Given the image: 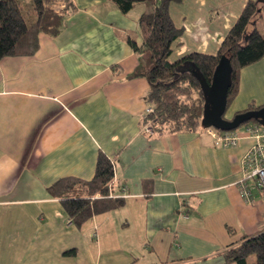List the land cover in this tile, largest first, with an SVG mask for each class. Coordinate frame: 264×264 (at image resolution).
I'll return each mask as SVG.
<instances>
[{"label": "crops", "instance_id": "obj_1", "mask_svg": "<svg viewBox=\"0 0 264 264\" xmlns=\"http://www.w3.org/2000/svg\"><path fill=\"white\" fill-rule=\"evenodd\" d=\"M71 1L57 38L0 61V264H224V249L264 231L263 196L248 203L240 189L249 146L217 147L201 129L149 135V83L131 78L146 56L129 41L143 45L151 8ZM250 1L260 0L171 4L183 30L172 59L217 55ZM239 74L230 120L264 106V58ZM101 153L125 206L77 227L53 187L93 181Z\"/></svg>", "mask_w": 264, "mask_h": 264}, {"label": "trees", "instance_id": "obj_2", "mask_svg": "<svg viewBox=\"0 0 264 264\" xmlns=\"http://www.w3.org/2000/svg\"><path fill=\"white\" fill-rule=\"evenodd\" d=\"M20 1L0 0V61L8 57H33L40 48V35L57 38L63 32L66 18L76 12L71 0H31L28 16ZM107 1L116 4L125 15L138 4H146L152 9L139 20L143 45L139 47L132 40L129 44L135 52L146 56L131 78L142 77L149 83L146 102L153 113L146 116L144 124L151 125L154 135L194 132L203 127L206 99L199 76L210 85L222 57L230 59L234 70L227 111L239 91L240 71L264 58V35L257 30L263 4L257 1L247 4L217 55L191 53L174 60L173 54L181 47L179 41L183 30L174 25L169 8L183 0ZM32 15L35 19L30 22ZM262 108L264 106H251L243 113ZM114 179L113 162L101 153L93 181L86 184L64 180L53 187V195L63 198V207L71 222L82 227L97 215L125 206L123 199L111 194ZM72 192L79 193L76 199L69 198ZM220 254L224 264H251L252 257L255 259L252 264H264V231L244 236Z\"/></svg>", "mask_w": 264, "mask_h": 264}, {"label": "built area", "instance_id": "obj_3", "mask_svg": "<svg viewBox=\"0 0 264 264\" xmlns=\"http://www.w3.org/2000/svg\"><path fill=\"white\" fill-rule=\"evenodd\" d=\"M153 113V109L147 110V115ZM145 130L149 135L155 132L150 124H145ZM206 133L214 138L215 145L224 149L237 148L243 144L249 146L243 160V178L240 189L243 199L250 203L259 193L264 199V126L254 123L245 124L237 130L223 132L214 128L205 129Z\"/></svg>", "mask_w": 264, "mask_h": 264}, {"label": "water", "instance_id": "obj_4", "mask_svg": "<svg viewBox=\"0 0 264 264\" xmlns=\"http://www.w3.org/2000/svg\"><path fill=\"white\" fill-rule=\"evenodd\" d=\"M258 2L264 4V0ZM233 71L230 59L224 56L216 68L210 85L199 76L206 99L202 120L203 128H214L223 132H231L251 121L264 126V108L239 114L232 120L225 119L228 107V94L232 87Z\"/></svg>", "mask_w": 264, "mask_h": 264}, {"label": "rangeland", "instance_id": "obj_5", "mask_svg": "<svg viewBox=\"0 0 264 264\" xmlns=\"http://www.w3.org/2000/svg\"><path fill=\"white\" fill-rule=\"evenodd\" d=\"M20 2H21V4H22L23 8H25V13L29 16V9H31V7H32V1H31V0H21ZM151 10H152V9H150V11H151ZM150 11H149V12H150ZM261 15H262V17H261V19L259 20V22H258V24H257V30H258L261 34L264 35V4H263V8H262V10H261ZM34 19H35L34 15H32L31 17H29L30 22L34 21ZM254 107H255V106H254ZM229 115H230V111L228 110V111L226 112V114H225V119H226V120H230ZM254 123H255L254 121H251V122H249V123H247V124H254ZM243 126H244V125H243ZM241 127H242V126H241ZM238 129H239V128H238ZM201 130H202V132H203V131H205V128L201 127ZM254 261H255V259H254V257H252V259H251V264L254 263Z\"/></svg>", "mask_w": 264, "mask_h": 264}]
</instances>
